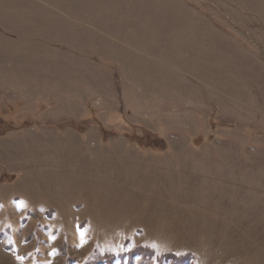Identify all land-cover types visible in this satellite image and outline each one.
<instances>
[{"label": "rangeland", "instance_id": "374dc122", "mask_svg": "<svg viewBox=\"0 0 264 264\" xmlns=\"http://www.w3.org/2000/svg\"><path fill=\"white\" fill-rule=\"evenodd\" d=\"M0 264H264V0H0Z\"/></svg>", "mask_w": 264, "mask_h": 264}, {"label": "crops", "instance_id": "0c3cea01", "mask_svg": "<svg viewBox=\"0 0 264 264\" xmlns=\"http://www.w3.org/2000/svg\"><path fill=\"white\" fill-rule=\"evenodd\" d=\"M102 53V54H101ZM100 54L101 55H107V54H105L104 52H100ZM101 55L99 56V57H101ZM108 57H109V55H107ZM102 57H104V56H102ZM109 60L111 61V62H116V61H114V60H112V58L111 57H109Z\"/></svg>", "mask_w": 264, "mask_h": 264}]
</instances>
